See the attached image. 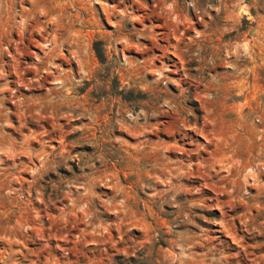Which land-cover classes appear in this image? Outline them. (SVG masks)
I'll return each mask as SVG.
<instances>
[{
  "label": "rangeland",
  "instance_id": "rangeland-1",
  "mask_svg": "<svg viewBox=\"0 0 264 264\" xmlns=\"http://www.w3.org/2000/svg\"><path fill=\"white\" fill-rule=\"evenodd\" d=\"M0 264H264V0H0Z\"/></svg>",
  "mask_w": 264,
  "mask_h": 264
},
{
  "label": "trees",
  "instance_id": "trees-1",
  "mask_svg": "<svg viewBox=\"0 0 264 264\" xmlns=\"http://www.w3.org/2000/svg\"><path fill=\"white\" fill-rule=\"evenodd\" d=\"M93 50L95 52V55H96V58L98 59V61L100 63H104L105 59H104L103 53L101 51L100 43H98V42L95 43L93 45ZM129 96H131V95H129Z\"/></svg>",
  "mask_w": 264,
  "mask_h": 264
}]
</instances>
